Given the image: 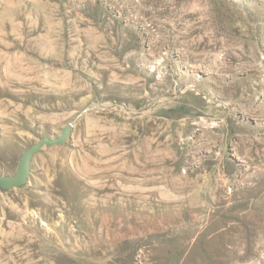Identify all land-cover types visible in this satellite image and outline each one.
I'll use <instances>...</instances> for the list:
<instances>
[{"label": "rangeland", "instance_id": "rangeland-1", "mask_svg": "<svg viewBox=\"0 0 264 264\" xmlns=\"http://www.w3.org/2000/svg\"><path fill=\"white\" fill-rule=\"evenodd\" d=\"M67 124L0 264H264V0H0V176Z\"/></svg>", "mask_w": 264, "mask_h": 264}, {"label": "water", "instance_id": "water-1", "mask_svg": "<svg viewBox=\"0 0 264 264\" xmlns=\"http://www.w3.org/2000/svg\"><path fill=\"white\" fill-rule=\"evenodd\" d=\"M72 125L67 124L56 138H40L35 144L23 151L21 154L16 171L11 176H0V191H9L25 185L29 172L30 164L34 155L43 147H53L62 145L71 133Z\"/></svg>", "mask_w": 264, "mask_h": 264}, {"label": "bare ground", "instance_id": "bare-ground-1", "mask_svg": "<svg viewBox=\"0 0 264 264\" xmlns=\"http://www.w3.org/2000/svg\"><path fill=\"white\" fill-rule=\"evenodd\" d=\"M16 68V67H15Z\"/></svg>", "mask_w": 264, "mask_h": 264}]
</instances>
